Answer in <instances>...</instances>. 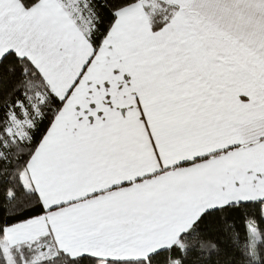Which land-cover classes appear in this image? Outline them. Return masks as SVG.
Instances as JSON below:
<instances>
[{
    "label": "snow or ice",
    "instance_id": "6c2138e0",
    "mask_svg": "<svg viewBox=\"0 0 264 264\" xmlns=\"http://www.w3.org/2000/svg\"><path fill=\"white\" fill-rule=\"evenodd\" d=\"M0 264H264V0H0Z\"/></svg>",
    "mask_w": 264,
    "mask_h": 264
}]
</instances>
